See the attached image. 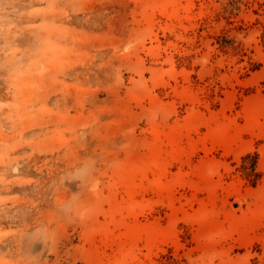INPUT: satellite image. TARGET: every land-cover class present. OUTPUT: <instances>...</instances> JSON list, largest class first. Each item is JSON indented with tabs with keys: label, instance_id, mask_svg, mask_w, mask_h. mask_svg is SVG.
<instances>
[{
	"label": "rangeland",
	"instance_id": "374dc122",
	"mask_svg": "<svg viewBox=\"0 0 264 264\" xmlns=\"http://www.w3.org/2000/svg\"><path fill=\"white\" fill-rule=\"evenodd\" d=\"M0 264H264V0H0Z\"/></svg>",
	"mask_w": 264,
	"mask_h": 264
},
{
	"label": "trees",
	"instance_id": "16d2710c",
	"mask_svg": "<svg viewBox=\"0 0 264 264\" xmlns=\"http://www.w3.org/2000/svg\"><path fill=\"white\" fill-rule=\"evenodd\" d=\"M250 156L248 155L246 158L248 159ZM246 169V168H245ZM255 171H256V165L254 163V165L252 167L249 168L248 170V175L249 177L252 176L253 174H255Z\"/></svg>",
	"mask_w": 264,
	"mask_h": 264
}]
</instances>
